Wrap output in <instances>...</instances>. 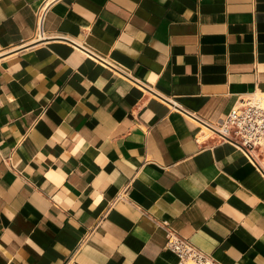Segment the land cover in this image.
Instances as JSON below:
<instances>
[{
	"label": "crops",
	"instance_id": "0c3cea01",
	"mask_svg": "<svg viewBox=\"0 0 264 264\" xmlns=\"http://www.w3.org/2000/svg\"><path fill=\"white\" fill-rule=\"evenodd\" d=\"M0 0V264H264V155L209 131L264 94V0ZM212 135V136H211Z\"/></svg>",
	"mask_w": 264,
	"mask_h": 264
},
{
	"label": "built area",
	"instance_id": "2783aa9c",
	"mask_svg": "<svg viewBox=\"0 0 264 264\" xmlns=\"http://www.w3.org/2000/svg\"><path fill=\"white\" fill-rule=\"evenodd\" d=\"M53 1L48 0L41 8L37 24L39 39L44 37L41 29L43 13ZM209 131L222 141L232 143L249 158H255V154L264 155V94L239 97ZM165 247L177 255L176 264H220L171 230L166 231Z\"/></svg>",
	"mask_w": 264,
	"mask_h": 264
}]
</instances>
